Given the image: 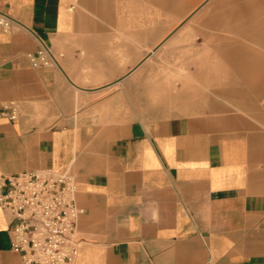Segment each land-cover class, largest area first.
<instances>
[{"label": "crops", "instance_id": "0c3cea01", "mask_svg": "<svg viewBox=\"0 0 264 264\" xmlns=\"http://www.w3.org/2000/svg\"><path fill=\"white\" fill-rule=\"evenodd\" d=\"M193 2L0 0L14 20L0 31V176L74 175L83 209L74 264H264V60L248 43L209 37L240 32L264 43V0L195 7L223 66L200 82L244 88L214 87L221 101L208 90L170 92L168 115L129 117L161 113L160 88L143 79L146 30L160 29L145 25ZM35 36L56 66L31 65ZM10 102L13 121L1 114ZM11 223L0 207V264H22L10 249Z\"/></svg>", "mask_w": 264, "mask_h": 264}, {"label": "built area", "instance_id": "2783aa9c", "mask_svg": "<svg viewBox=\"0 0 264 264\" xmlns=\"http://www.w3.org/2000/svg\"><path fill=\"white\" fill-rule=\"evenodd\" d=\"M14 20L0 10V31H9ZM39 47L28 53L31 65L53 67L50 47L35 36ZM1 114L13 121L19 115L14 102ZM78 183L68 170L51 168L0 176V207L9 212L10 249L22 264H74L79 254L77 220L83 209L76 203Z\"/></svg>", "mask_w": 264, "mask_h": 264}, {"label": "rangeland", "instance_id": "374dc122", "mask_svg": "<svg viewBox=\"0 0 264 264\" xmlns=\"http://www.w3.org/2000/svg\"><path fill=\"white\" fill-rule=\"evenodd\" d=\"M204 0H194L193 6L188 9L183 8L182 14L177 17L168 18L167 13L161 12V20L157 23L146 24V28L153 27L160 29L159 34H152V30H146L145 33V53L150 57L147 60L144 71V85L146 89H152L154 86L160 88L157 91L162 95L158 99L162 105L160 112L146 113L144 115H129V117L142 116L146 119H151L163 115H168L169 93L175 91L194 90L199 89L207 91L211 98H218L220 101L222 97L214 94L212 89L214 87H243L244 83H219L210 82L208 89L206 85L200 82L199 78H208L212 80L216 76H220L223 66L218 50L214 49L216 39H206L201 35L200 19L197 18L195 7L199 6ZM212 1V0H209ZM185 7V6H184ZM194 8V9H193ZM256 18V17H255ZM254 17L251 22H254ZM257 18L264 20V13H259ZM243 26V25H242ZM250 29H253L250 26ZM213 29H209L211 32ZM254 30V29H253ZM172 36V37H171ZM225 38L228 41H242L251 45L257 50V58L263 61L264 43H254L249 41L245 34L240 32H216L209 37ZM171 37V40L169 39ZM213 40V42H212ZM173 43L170 48L169 43ZM160 42V43H159ZM177 47V48H175ZM151 51H154L153 53ZM206 61V63H205ZM203 62V64H202ZM200 64L194 66V64ZM202 64V65H201ZM261 66L264 67L262 62ZM226 72H229V67L225 66ZM201 70V73L200 71ZM198 73L201 75L198 76ZM217 85V86H216ZM153 91V90H152ZM151 91V92H152ZM147 100V99H146ZM151 101L153 99H150ZM157 100V101H158ZM200 100V99H199ZM198 101V100H197ZM226 102V101H225ZM232 104V101H229ZM201 103V102H200ZM227 103V102H226ZM196 104V103H194ZM148 106V104H146ZM164 105V106H163ZM157 108V107H156ZM151 106L150 109H156Z\"/></svg>", "mask_w": 264, "mask_h": 264}]
</instances>
